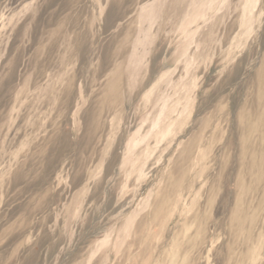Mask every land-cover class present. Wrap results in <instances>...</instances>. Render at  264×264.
<instances>
[{
    "label": "rangeland",
    "instance_id": "obj_1",
    "mask_svg": "<svg viewBox=\"0 0 264 264\" xmlns=\"http://www.w3.org/2000/svg\"><path fill=\"white\" fill-rule=\"evenodd\" d=\"M0 264H264V0H0Z\"/></svg>",
    "mask_w": 264,
    "mask_h": 264
}]
</instances>
